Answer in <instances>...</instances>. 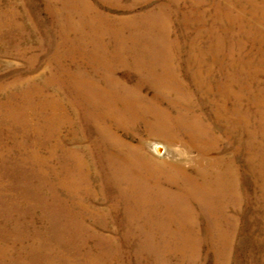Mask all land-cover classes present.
<instances>
[{"label":"rangeland","instance_id":"rangeland-1","mask_svg":"<svg viewBox=\"0 0 264 264\" xmlns=\"http://www.w3.org/2000/svg\"><path fill=\"white\" fill-rule=\"evenodd\" d=\"M0 264H264V0H0Z\"/></svg>","mask_w":264,"mask_h":264}]
</instances>
